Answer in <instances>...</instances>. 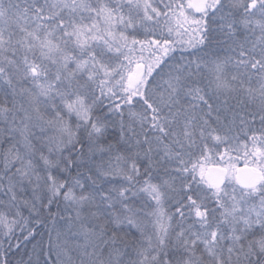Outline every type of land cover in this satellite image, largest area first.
Segmentation results:
<instances>
[{
    "label": "snow or ice",
    "instance_id": "snow-or-ice-1",
    "mask_svg": "<svg viewBox=\"0 0 264 264\" xmlns=\"http://www.w3.org/2000/svg\"><path fill=\"white\" fill-rule=\"evenodd\" d=\"M0 264H264V0H0Z\"/></svg>",
    "mask_w": 264,
    "mask_h": 264
},
{
    "label": "trees",
    "instance_id": "trees-1",
    "mask_svg": "<svg viewBox=\"0 0 264 264\" xmlns=\"http://www.w3.org/2000/svg\"><path fill=\"white\" fill-rule=\"evenodd\" d=\"M37 239H39V237L37 238ZM47 238L45 237V240H46Z\"/></svg>",
    "mask_w": 264,
    "mask_h": 264
}]
</instances>
